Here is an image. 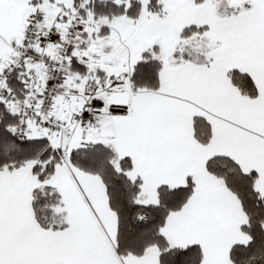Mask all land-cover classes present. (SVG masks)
<instances>
[{"label":"snow or ice","instance_id":"snow-or-ice-1","mask_svg":"<svg viewBox=\"0 0 264 264\" xmlns=\"http://www.w3.org/2000/svg\"><path fill=\"white\" fill-rule=\"evenodd\" d=\"M0 264H264V0H0Z\"/></svg>","mask_w":264,"mask_h":264}]
</instances>
